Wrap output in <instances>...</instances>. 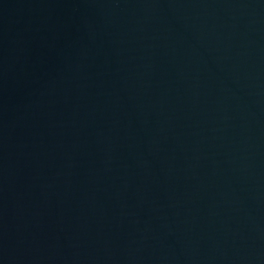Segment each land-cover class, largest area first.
Listing matches in <instances>:
<instances>
[{"label":"water","instance_id":"1","mask_svg":"<svg viewBox=\"0 0 264 264\" xmlns=\"http://www.w3.org/2000/svg\"><path fill=\"white\" fill-rule=\"evenodd\" d=\"M0 264H264V0H0Z\"/></svg>","mask_w":264,"mask_h":264}]
</instances>
